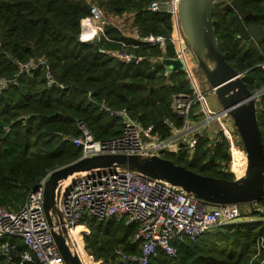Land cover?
<instances>
[{"label":"trees","instance_id":"obj_1","mask_svg":"<svg viewBox=\"0 0 264 264\" xmlns=\"http://www.w3.org/2000/svg\"><path fill=\"white\" fill-rule=\"evenodd\" d=\"M98 1L106 12L115 15L134 12V24L144 33H172L171 15L149 10L153 0ZM240 2L253 11L244 23L264 27V0ZM225 4L219 0L213 9L220 50L256 93L264 87V39L259 43L260 51L253 49L239 36L234 12L225 10ZM91 12V6L82 0H0V75L15 73V59L44 56L65 85L48 87L43 70L37 69L22 75L19 85L0 95V206L19 209L51 170L82 156V148L69 139L81 133L78 121L82 120L97 139L121 134V122L100 111L90 98L114 108H128L145 126L153 124L162 137L170 135L166 119L182 123L171 102L174 94L193 92L187 72L180 68L169 78L164 77L163 64L152 66L147 60L125 64L99 50L101 46H119L117 43L104 39L81 42V21ZM108 32L128 40L113 28ZM151 51L170 59L176 57L171 43L164 54L157 47ZM257 106L264 143V95ZM199 107L195 104L194 111ZM167 158L206 175L235 178L221 168L222 161L227 165L231 159L229 142L221 130L215 138L207 132L199 136L193 156L182 150ZM259 203L264 205V191ZM260 217L216 227L195 240L176 242V256L160 250L151 264H260V258H255L258 240L264 237V219ZM87 223L86 250L101 264H128L120 260L117 250L139 251V242L133 238L136 224L128 225L114 217L90 218Z\"/></svg>","mask_w":264,"mask_h":264},{"label":"built area","instance_id":"obj_2","mask_svg":"<svg viewBox=\"0 0 264 264\" xmlns=\"http://www.w3.org/2000/svg\"><path fill=\"white\" fill-rule=\"evenodd\" d=\"M82 1L91 6L92 12L81 21V42L104 39L106 42L117 43L119 46H101L99 50L125 64H139L146 60L152 66L163 64L162 75L168 78L174 69L165 64L166 56L144 55L137 50L157 47L164 54L171 43L176 56L173 59L183 61V69L193 87L192 93L180 92L173 95L171 107L174 114L181 117L182 123L178 125L175 120L166 119L170 128V135L167 137H162L153 124L145 126L128 108H114L105 101L90 98L91 102L99 106L100 111L121 122L122 131L115 138L97 139L82 120L78 121L81 133L69 139L82 148V156L97 153H154L167 157L177 155L182 150L193 156L199 136L207 132L206 129L212 122L217 121L219 130L229 142L231 155L229 164L224 165L222 170L232 173L235 178L243 176L248 164L246 149L243 144L238 143L240 134L231 122L232 118L222 109L212 110L200 88L178 17V0H153L149 5L152 12L171 15L173 30L169 36L144 33L139 25H128L121 17L114 20L95 0ZM109 27L128 40L113 37L108 32ZM14 62V74L0 75V95L19 85L22 75H30L37 69L43 70L48 87H65L44 56H30L27 59H15ZM262 68L264 70V63ZM255 94L256 100H259L264 95V87ZM197 103L201 107L194 111ZM225 117L228 119L225 120ZM230 122L233 128L230 127ZM238 152L245 155L244 170L235 168V155ZM45 180L46 177L31 190L19 209L0 206V264H66L46 216ZM251 207L250 212L255 211L264 219L263 204L257 202L251 204ZM61 209L85 264H101L86 250L84 234L89 233L87 221L90 218L104 220L114 217L128 225L136 224L137 231L133 238L139 242V251L128 253L118 249L117 255L124 263L151 264L160 250L174 257L178 253L176 242L195 240L209 230L235 223L237 218L244 216L242 205H209L168 183L133 171L114 170L93 172L70 182L62 193ZM249 215L251 214L247 216ZM258 242L261 244L259 249L264 250V237H260Z\"/></svg>","mask_w":264,"mask_h":264},{"label":"water","instance_id":"obj_3","mask_svg":"<svg viewBox=\"0 0 264 264\" xmlns=\"http://www.w3.org/2000/svg\"><path fill=\"white\" fill-rule=\"evenodd\" d=\"M218 1L178 0V17L182 32L217 95L221 109L232 118L240 134L238 143L244 145L248 156L245 174L234 179L206 175L154 153H97L81 156L52 170L44 184V208L66 264H85L61 209L62 193L79 176L101 170L133 171L168 183L209 205H248L260 201L264 191V143L256 94L220 50L213 18V9ZM223 8L234 12L239 36L260 51L264 27L244 23L253 11L242 6L240 0H231ZM165 63L174 70L183 68L178 59L167 58Z\"/></svg>","mask_w":264,"mask_h":264},{"label":"rangeland","instance_id":"obj_4","mask_svg":"<svg viewBox=\"0 0 264 264\" xmlns=\"http://www.w3.org/2000/svg\"><path fill=\"white\" fill-rule=\"evenodd\" d=\"M98 1V0H97ZM96 1V2H97ZM231 0H221V2H226V3H229ZM99 2V1H98ZM107 13V15H109L110 17H112L114 20L115 19H118L119 17H122L123 18V20H124V22H126V24H132V20L134 19L133 18V13L134 12H125L124 14H123V16H121V15H115V14H112L110 11L109 12H106ZM125 18V19H124ZM188 53H190V55L192 56V59H193V64H194V73H195V76H196V79H197V81L199 82V85H200V88H201V90H203L204 91V93H205V95H206V98H207V101H208V104H209V106H210V108L212 109V110H215V111H220L221 110V103H220V101H219V99H218V97H217V95L215 94V92L211 89V87H210V84H209V82H208V80H207V78H206V76H205V74H204V72L202 71V69L200 68V66L198 65V62H197V60H196V58H195V56H194V54H193V52H192V50H191V47H190V45L188 44ZM140 54H144V55H158V54H156V53H153V51H151V49H148L147 51H146V53H143V52H141V49H138L137 50ZM143 51V50H142ZM180 63H181V65H183V61L182 60H180ZM166 65H168L167 63H165ZM169 66V68H171V69H173L172 67H170V65H168ZM159 74L161 75V70H160V72H159ZM150 83H152V82H150ZM152 89H155V88H153V87H151ZM206 89V90H205ZM201 107V106H200ZM200 107H199V109H200ZM226 119H228L227 117H225V120ZM231 122L234 124V121L231 119ZM230 122V127H232L233 125H232V123ZM235 125V124H234ZM233 128V127H232ZM237 128V127H236ZM207 130V133H208V135H210L212 138H215L216 137V134L218 135V132L220 131L219 130V125H218V123H217V121H214V122H212L211 124H210V126L206 129ZM237 131V130H236ZM95 136V135H94ZM65 165V164H64ZM224 165H226V162L225 161H222V167L224 166ZM63 166V165H62ZM244 166H245V161H242V162H240L237 166H236V168L237 169H240V170H244L245 168H244ZM61 167V166H60ZM221 167V168H222ZM57 168H59V167H57ZM56 169V168H55ZM54 170V169H53ZM52 171V170H51ZM50 171V172H51ZM49 172V173H50ZM48 173V174H49ZM47 174V175H48ZM46 175V176H47ZM45 176V177H46ZM252 207L251 206H248V205H242V212L244 213V214H251L250 213V209H251ZM261 217L258 215V214H251V215H249V216H247V215H245V216H243V217H239V218H237L234 222H240V221H247V220H249V219H260ZM260 246H261V244H259V242L257 243V254H256V256H255V258L256 259H258V258H260L259 260H260V264H264V250L263 249H259L260 248ZM118 259V258H117ZM116 260V259H115ZM117 261V260H116ZM101 262V261H100Z\"/></svg>","mask_w":264,"mask_h":264},{"label":"bare ground","instance_id":"obj_5","mask_svg":"<svg viewBox=\"0 0 264 264\" xmlns=\"http://www.w3.org/2000/svg\"><path fill=\"white\" fill-rule=\"evenodd\" d=\"M236 162H235V168H236V166L240 163V162H242V161H245V155L242 153V152H238L236 155ZM237 169V168H236ZM85 257V256H84Z\"/></svg>","mask_w":264,"mask_h":264},{"label":"crops","instance_id":"obj_6","mask_svg":"<svg viewBox=\"0 0 264 264\" xmlns=\"http://www.w3.org/2000/svg\"><path fill=\"white\" fill-rule=\"evenodd\" d=\"M120 18V17H119ZM122 18V17H121ZM125 19V18H124ZM124 21V20H123ZM126 23V22H125ZM132 24H134V19L132 20ZM132 24H128V25H132Z\"/></svg>","mask_w":264,"mask_h":264}]
</instances>
